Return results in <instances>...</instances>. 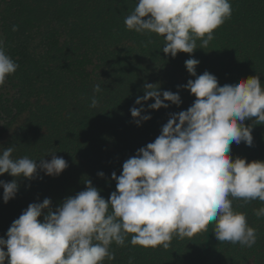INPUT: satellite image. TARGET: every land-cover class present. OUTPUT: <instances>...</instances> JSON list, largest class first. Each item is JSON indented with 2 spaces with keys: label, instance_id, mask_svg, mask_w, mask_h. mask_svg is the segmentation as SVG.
<instances>
[{
  "label": "trees",
  "instance_id": "obj_1",
  "mask_svg": "<svg viewBox=\"0 0 264 264\" xmlns=\"http://www.w3.org/2000/svg\"><path fill=\"white\" fill-rule=\"evenodd\" d=\"M230 3V18L214 30L206 48L198 39L191 57L178 53L173 58L162 52L163 37L127 29L124 21L136 0H0V40L19 65L0 86V151L12 146L13 158L50 160L54 154L68 163L58 176L40 172L32 180L18 179L19 190L7 203L0 188V238L29 204L49 198L54 210L84 190L85 180L107 201L116 190L111 174L118 177L123 163L154 142L171 114L194 102L181 87L194 79L186 71L187 59L199 61L197 76L208 71L219 86L251 76L264 85V0ZM145 83L178 92L182 103L151 111L154 101H147L142 115L151 119L137 126L130 108L140 107L135 100L144 95ZM97 84L102 91L94 93ZM254 120L244 121L252 125V146L231 145L230 155L246 163L264 162V124ZM13 179L0 176L4 182ZM260 207L259 200L233 199L234 210L256 229L252 247L216 240L209 224L192 237L174 236L167 249L132 245L129 234L123 246H110L115 259L103 264H129L130 259L132 264H264V217L255 215Z\"/></svg>",
  "mask_w": 264,
  "mask_h": 264
},
{
  "label": "clouds",
  "instance_id": "obj_2",
  "mask_svg": "<svg viewBox=\"0 0 264 264\" xmlns=\"http://www.w3.org/2000/svg\"><path fill=\"white\" fill-rule=\"evenodd\" d=\"M231 13L230 0H136L124 23L137 33L163 37L165 55L191 57L197 40L206 48ZM198 64L195 58L185 61L194 79L181 86L194 102L186 111L171 114L154 142L123 163L118 177L111 174L116 190L107 201L91 180H85L84 190L66 197L54 210L49 198L29 204L6 238H0V264H103L115 259L110 246H123L129 234L132 245L167 249L174 236L192 237L207 231L209 224H214L218 241L243 247L256 243V229L243 212L234 210L233 199L264 202V162L246 163L230 153L233 143L253 144L252 125L244 121L255 118L253 124H264V85L251 76L219 86L208 71L197 76ZM18 67L0 40V86ZM143 88L144 95L135 100L140 107L130 108L137 126L151 119L142 115L147 101H154L148 105L151 111L182 103L178 92L161 91L159 84L145 83ZM93 91L101 92V85ZM97 105L93 96L90 106ZM14 150L9 146L0 151V176L14 178L0 181L4 203L16 196L18 179L32 180L40 172L54 177L68 167L54 154L50 160L13 158ZM255 215L264 217V207Z\"/></svg>",
  "mask_w": 264,
  "mask_h": 264
},
{
  "label": "rangeland",
  "instance_id": "obj_3",
  "mask_svg": "<svg viewBox=\"0 0 264 264\" xmlns=\"http://www.w3.org/2000/svg\"><path fill=\"white\" fill-rule=\"evenodd\" d=\"M22 118H23V117H21V118L19 119V121H18V122L22 121Z\"/></svg>",
  "mask_w": 264,
  "mask_h": 264
}]
</instances>
